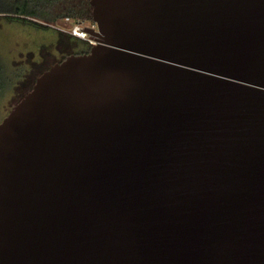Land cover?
Returning a JSON list of instances; mask_svg holds the SVG:
<instances>
[{
    "label": "water",
    "instance_id": "obj_1",
    "mask_svg": "<svg viewBox=\"0 0 264 264\" xmlns=\"http://www.w3.org/2000/svg\"><path fill=\"white\" fill-rule=\"evenodd\" d=\"M90 3L0 123V264H264V0Z\"/></svg>",
    "mask_w": 264,
    "mask_h": 264
},
{
    "label": "rangeland",
    "instance_id": "obj_2",
    "mask_svg": "<svg viewBox=\"0 0 264 264\" xmlns=\"http://www.w3.org/2000/svg\"><path fill=\"white\" fill-rule=\"evenodd\" d=\"M82 0H55L49 15L67 8L79 11ZM90 1V0H89ZM0 13V57L5 68V84L0 89V123L34 86L36 79L51 65L73 53L90 50V41L72 34V20L90 25V19L48 21L31 17L36 23L10 20ZM68 17V16H67Z\"/></svg>",
    "mask_w": 264,
    "mask_h": 264
},
{
    "label": "trees",
    "instance_id": "obj_3",
    "mask_svg": "<svg viewBox=\"0 0 264 264\" xmlns=\"http://www.w3.org/2000/svg\"><path fill=\"white\" fill-rule=\"evenodd\" d=\"M55 0H0V13H13V15H8L10 20L15 21H28L31 23H36L41 25L39 22L34 21L31 17H36L40 19H48V21H57L58 19H63L71 17L73 19H90L92 22V10L93 7L89 0H82L80 5V10L77 11L72 8H67L65 10L59 11L54 14L49 15V8L54 3ZM6 81L5 78V68L0 57V89L4 86Z\"/></svg>",
    "mask_w": 264,
    "mask_h": 264
},
{
    "label": "built area",
    "instance_id": "obj_4",
    "mask_svg": "<svg viewBox=\"0 0 264 264\" xmlns=\"http://www.w3.org/2000/svg\"><path fill=\"white\" fill-rule=\"evenodd\" d=\"M67 21H71V17H66ZM72 27H71V32L73 35L86 39L90 41L92 45L97 44L96 37L90 34V32L87 30V27H93L97 28V24L95 22H92L90 25L85 24L83 21L80 20H72Z\"/></svg>",
    "mask_w": 264,
    "mask_h": 264
}]
</instances>
